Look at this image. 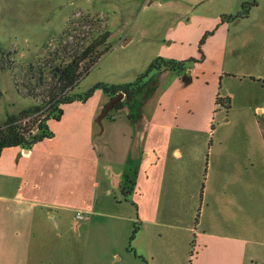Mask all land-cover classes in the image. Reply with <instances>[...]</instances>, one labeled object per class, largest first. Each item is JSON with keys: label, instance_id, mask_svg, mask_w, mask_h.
<instances>
[{"label": "crops", "instance_id": "crops-1", "mask_svg": "<svg viewBox=\"0 0 264 264\" xmlns=\"http://www.w3.org/2000/svg\"><path fill=\"white\" fill-rule=\"evenodd\" d=\"M176 41L170 38L168 44ZM246 46L230 41L226 33L222 42L208 47L207 58L222 59V66L211 74H200L198 66L187 71L188 65L154 69L135 110L113 109L101 123L98 117L111 97L96 89L92 105L79 101L69 116L63 111L61 125L47 122L52 137L31 147H5L0 155V264H69L74 259L119 264L126 253L148 264L163 253L171 264H182L195 231L188 209L199 197L202 155L196 153L195 134L213 132L222 101L228 104L222 119H232L234 95L220 92L223 78L234 76L242 85L247 77L264 79L225 66L234 57L231 64H236L242 58L238 50ZM167 72L176 79L158 92L156 85ZM240 108L235 119L248 116L250 108L264 114L261 103L245 102ZM201 141L202 136L197 144ZM129 164L138 171L133 191L126 194L123 183ZM246 181L237 159L220 173L206 214L215 216L218 207L228 208L229 213L222 212L228 228H217L219 217L214 225L205 224L203 209L189 264H257L247 237ZM76 240L89 247L77 253L70 247ZM260 245L257 250L264 251V242Z\"/></svg>", "mask_w": 264, "mask_h": 264}, {"label": "rangeland", "instance_id": "rangeland-1", "mask_svg": "<svg viewBox=\"0 0 264 264\" xmlns=\"http://www.w3.org/2000/svg\"><path fill=\"white\" fill-rule=\"evenodd\" d=\"M246 2L251 3L249 10L244 9ZM238 14L241 15L235 18ZM108 31L110 50L81 78L73 90L75 94L85 95L92 88L103 91L98 87L102 83L135 82L153 61L165 56L166 59L186 60L187 71L198 66L196 69H200V74H211L222 66V59L207 58L208 47L222 42L226 33L230 41H242L247 46L238 50L242 58L236 64H231L234 57L225 66L264 77V0H154L152 4L145 0H0V126L9 113L47 103L51 88L48 65L62 36L69 33L87 39L89 35ZM215 31L216 36L213 35ZM131 37L132 40L125 44L124 40ZM170 38L177 41L169 45ZM166 43L171 47L164 45ZM176 45H180V50L177 51ZM203 59L205 61L201 62ZM233 77L223 78L221 88L218 83L215 86L222 94L229 91L234 95L232 119L227 122L222 119L228 114V104L222 101L217 119L213 121V132L204 137L201 133L195 134L197 142L202 136L201 143L196 142V153L202 155L197 185L199 197L194 207L188 209L195 231L187 243L182 264H189L192 249L194 254L196 252L192 241L196 231L201 230L199 220L202 221L203 209L205 224L212 226L219 217L217 228L223 229V224L228 228V220L224 217L226 212L229 213L228 208L224 211L218 207L217 215H209L206 214L210 210L206 202L214 197L213 190L217 188L220 173L226 172L228 165L236 159L247 176L249 251L258 257L257 264L264 262V251L257 250L259 246L261 248L260 242H264V114L254 111L253 107L248 116L235 119L245 102L251 106L264 105V79L247 77L242 85L241 80ZM174 79V73L164 74L163 83L160 81L156 85L158 92L164 91ZM211 82L210 87L213 80ZM244 92L248 94L244 96ZM92 96L87 104L92 105ZM75 103L79 101L62 105L64 117L70 115ZM45 110L46 106L25 121L28 125L34 124L37 118L46 116ZM49 121L54 126L61 125L60 119L50 118ZM211 159L215 164H210ZM221 198L220 195L218 199ZM70 247L79 253L89 246L76 240ZM149 262L171 264L170 257L163 253ZM69 264L90 263L74 259ZM119 264H148V261L134 253H126Z\"/></svg>", "mask_w": 264, "mask_h": 264}, {"label": "trees", "instance_id": "trees-1", "mask_svg": "<svg viewBox=\"0 0 264 264\" xmlns=\"http://www.w3.org/2000/svg\"><path fill=\"white\" fill-rule=\"evenodd\" d=\"M250 4V2H246L244 9L249 10ZM239 15L241 14L234 17L236 18ZM229 17L234 18L233 16ZM109 36V31L101 35H89L87 39L69 33L66 36H62L58 49L52 53L53 59L48 65L51 74V88L47 95L49 98L47 103L45 105L39 104L34 107L24 108L18 113H9L7 115L4 124L0 126V155L5 147H31V145L40 140L52 137L54 132L49 128L47 121L50 118H61L63 115L62 105L74 101L85 102L93 95L96 90L95 88L90 89L85 95L75 94L73 90L81 78L110 50ZM160 58L153 61L135 82L126 84L102 83L98 85L111 98L121 92L124 94L123 99L115 104V110L124 106H129L131 110H135L140 102L143 90L150 82L149 76L152 70L161 68L184 69L185 62H187L186 60L177 61L175 59L166 60L163 58L160 61ZM44 106H46V116L43 119L37 118L34 124L28 125L25 119ZM35 127H37L36 130L34 129ZM137 171L133 165L129 164V168L124 174V193L129 194L133 191ZM137 229L138 227H135L131 238L134 237Z\"/></svg>", "mask_w": 264, "mask_h": 264}, {"label": "water", "instance_id": "water-1", "mask_svg": "<svg viewBox=\"0 0 264 264\" xmlns=\"http://www.w3.org/2000/svg\"><path fill=\"white\" fill-rule=\"evenodd\" d=\"M124 97V94L121 92L118 95H116L115 97H112L109 102L105 105L103 111L101 112V114L98 117V122L101 123V120L111 111L114 109L115 104L122 100Z\"/></svg>", "mask_w": 264, "mask_h": 264}]
</instances>
